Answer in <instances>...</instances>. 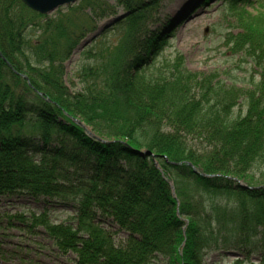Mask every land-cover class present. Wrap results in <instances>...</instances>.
Masks as SVG:
<instances>
[{
  "label": "trees",
  "instance_id": "16d2710c",
  "mask_svg": "<svg viewBox=\"0 0 264 264\" xmlns=\"http://www.w3.org/2000/svg\"><path fill=\"white\" fill-rule=\"evenodd\" d=\"M87 1L99 18L122 8L127 16L117 25L139 31L160 3ZM229 1L242 2L235 11L244 33L237 40L229 33L224 44L257 59L258 84L238 88L191 73L181 57L160 63L169 36L148 32L117 45L94 41L76 73L81 88L72 92L64 64L86 34L73 39L62 21L45 22L21 0H0V52L12 66L0 57V197L74 207L71 222L61 223L46 211L0 212V227L43 220L58 252H75L76 264H206L208 251L245 246L249 263L256 253L264 264V244H257L264 242V27L249 35L247 0ZM140 53L150 58L140 63ZM238 97L245 115L233 113ZM218 193L251 204H223ZM226 228L238 237L220 244L214 237ZM118 232L126 235L120 242Z\"/></svg>",
  "mask_w": 264,
  "mask_h": 264
},
{
  "label": "rangeland",
  "instance_id": "374dc122",
  "mask_svg": "<svg viewBox=\"0 0 264 264\" xmlns=\"http://www.w3.org/2000/svg\"><path fill=\"white\" fill-rule=\"evenodd\" d=\"M101 1L115 5V0ZM235 3L242 4V2ZM235 3L232 5L229 0H160L153 12L152 19L140 28L141 31L136 29V26L117 25V18L125 13L122 8H118L116 16L102 18L97 15L93 16L92 8L87 0H78L75 4L61 7L46 15L44 21H62L67 32L74 34L73 39L80 38L82 33L86 34L75 46L69 60L64 64V81L72 92L79 91L81 88L76 73L85 59L82 56L86 50V47L82 49L84 45L88 44L87 46L90 45V48L96 40L117 45L120 41L125 43L130 36H136L137 39L141 33L147 34L148 32H159L169 36L168 42L164 46L165 53L159 59L160 63L166 62L173 65L181 57L184 68L191 73L217 76L220 77L219 79H225L228 84H236L239 86L238 88H245L250 87L249 80L250 83L253 81V85L259 83L262 69L258 67L260 64L256 58L246 56L244 52L238 54L233 50L230 51L225 45L229 33L235 40L244 33L242 24L244 26L245 21L242 20L241 14L239 15L235 11ZM246 3L248 14L254 18L249 26V35H251L255 30L264 27V0H247ZM90 20L95 22L94 28L90 26ZM47 27V32H49L51 26L47 25ZM128 28L130 30L126 33ZM31 34L36 39L40 37L41 32L31 30ZM262 36L260 44L264 43V34ZM257 53L259 51L255 52V54ZM148 57L150 58V56L140 53L135 58L141 59L140 63H143ZM238 98L235 101L237 104H235L233 113L235 116L245 115L247 111L245 101L241 99L243 97ZM85 133L91 134L89 130ZM166 179L173 192L175 189L173 181L167 177ZM218 194L217 197L223 204L236 206L237 204H251L249 201L240 203L241 200L228 194ZM60 206L56 207V210L45 209L43 203L26 199L23 195H15L11 198L0 197V212H5L9 216L21 213L27 214V216H30L31 213L41 215L43 211H46V218L51 222H71L74 215L73 205L68 203L60 204ZM42 221L35 222L27 219L26 222L17 223L15 219L14 223L19 225L22 230L2 224L3 227H0V264H76L75 252H58L57 247L53 245V240L48 237L47 231L41 225ZM4 222L6 223V219ZM28 227H32L30 233L26 230ZM186 230L187 227L184 226V235ZM113 232H117L116 227ZM115 235L118 242L126 237L120 232ZM237 237L236 231L226 228L225 231H218L214 240L223 244L224 240H234ZM183 244L185 245V242ZM257 244L261 246L264 242ZM244 248H242L243 252L229 250L226 254L219 253L220 250L208 251L206 264H234L237 260L243 261V264H259L261 258L256 253L248 258L250 263L245 259L246 257H243L248 255L245 253L247 249Z\"/></svg>",
  "mask_w": 264,
  "mask_h": 264
},
{
  "label": "water",
  "instance_id": "95a60500",
  "mask_svg": "<svg viewBox=\"0 0 264 264\" xmlns=\"http://www.w3.org/2000/svg\"><path fill=\"white\" fill-rule=\"evenodd\" d=\"M22 1L24 2V4L27 7H29L30 9H32L38 13L50 14V13L54 12L55 10H57L63 6H69V5L77 2L78 0H22ZM86 45H84V46H86ZM76 122L78 124H80L78 121H76ZM142 154L150 155V152H145ZM238 183L241 186V188L247 189L246 185H244L240 182H238Z\"/></svg>",
  "mask_w": 264,
  "mask_h": 264
}]
</instances>
